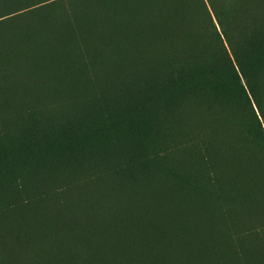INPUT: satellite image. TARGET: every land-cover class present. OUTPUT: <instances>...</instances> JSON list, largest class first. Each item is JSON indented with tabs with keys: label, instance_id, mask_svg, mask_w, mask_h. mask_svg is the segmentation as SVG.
<instances>
[{
	"label": "rangeland",
	"instance_id": "obj_1",
	"mask_svg": "<svg viewBox=\"0 0 264 264\" xmlns=\"http://www.w3.org/2000/svg\"><path fill=\"white\" fill-rule=\"evenodd\" d=\"M192 2L197 23L194 54L169 65L159 79L147 74L135 80L136 74H132L128 67L134 60H141L143 55L146 59L157 53L161 34L165 40L177 39L179 45L189 40L184 26L189 0H115L111 12L100 0H0V49L10 46L13 50L36 41L51 43L53 33L57 35L66 31H81L92 37L112 34L122 45L123 74L127 73L124 77L119 76L125 80L119 87L102 89L101 94L100 88L107 84L104 79L87 95L65 103L61 101L65 98L60 96H57L60 100L52 97L42 100L34 96L23 89L24 84L15 78L13 68L0 67V83L14 81L13 86L18 87L23 95V101L16 109H6L0 102L1 212H19L41 206L48 210L65 206L74 210L81 204V212L90 218L94 235L98 237L97 241H101L102 257L111 264L120 261L124 258L117 247L119 231L107 227L108 212H126L138 229L143 228L140 234L146 232L145 227L175 224L179 220L191 225L195 217L187 213L185 207L192 199L179 196L178 207L162 200L165 190L171 189L165 181H174L178 191L187 193L185 195L194 189L200 191L201 198L209 201V192L218 190L221 176L218 167L211 162V156L220 161L230 182L239 183L255 175L251 170L254 167L249 166L251 163L227 144L229 130L225 120L233 125L234 132L238 131L234 139L241 149L246 148L244 150L262 165L263 173L256 186L264 189V138L255 139L249 135L257 127V120L264 126L254 99L252 105L247 106L237 100L225 101L222 95L212 93L218 104L229 109L218 115L199 107L185 114L187 119L191 118L190 122L185 121V116L178 120L179 110L183 109L179 107L186 103V98L156 102L140 132H132L126 125L115 121L119 104L130 99L131 105H136L150 89L160 88L165 77L182 63L195 64L204 59L218 62L230 70L234 66L245 83L238 66L239 53L247 52L250 56L249 50L261 46L264 0ZM242 2L247 6L246 16L261 15L255 19L245 18L240 13ZM74 11L75 15L70 17ZM179 12L184 13V18L176 26L177 38L160 32L159 18L174 19ZM35 20L37 30H25ZM100 59L97 67L104 65L103 58V63ZM257 67L254 97L264 111V62ZM104 68H107L106 64L101 67L103 71H99L102 78L110 76V70L107 72ZM105 71L108 74L105 75ZM145 179L157 182L136 188L117 187L118 183L143 182ZM206 206L211 209L210 224L203 233L190 237L191 248L199 253L208 241L216 243L214 248L220 247L224 254L213 253L209 258L201 256L188 264H230L231 261L232 264H264V212L236 229L239 223H243L241 218L251 210L248 204L237 206L230 212H222L209 204ZM38 216L41 217V229H55L54 220L57 219L71 221L67 216L51 214L44 209L27 210L16 217L0 214V221L11 233H35L42 231L34 223ZM98 227L105 229L98 231ZM183 233L190 234L184 230ZM1 244L3 236L0 233ZM133 246L140 247L141 244L136 242ZM72 247L76 251L73 253L71 249L75 264H99L97 259L92 260L86 246ZM4 255L5 264H10L8 254ZM131 259L128 256L127 260ZM65 261L66 264L71 261L68 255Z\"/></svg>",
	"mask_w": 264,
	"mask_h": 264
},
{
	"label": "bare ground",
	"instance_id": "obj_2",
	"mask_svg": "<svg viewBox=\"0 0 264 264\" xmlns=\"http://www.w3.org/2000/svg\"><path fill=\"white\" fill-rule=\"evenodd\" d=\"M183 14H184L183 12L177 13L174 19H170L167 17L159 18V23L161 25L160 32L170 33L172 36L177 38L175 34V29L177 24L181 22V18H184ZM52 35L54 36V39L52 40L51 43L45 41L43 42L36 41L33 44L18 46L13 50L12 48H10V46L0 49V54H1L0 67H3L4 69H8V67L13 68L15 73V78L18 81H20L22 84H24L23 89L28 90L34 96L42 100H47L51 97H57V96L69 99V98H74L79 94H82L84 91L89 90L90 88H93L100 80H102L101 79L102 75L101 76L98 75L96 77L89 76L90 74L87 73V69H86L89 67H85L87 63H85L84 61H89L88 58L91 57L92 58L95 57L96 59L98 55L101 56L103 55L102 57H104V59H102L100 56L99 57L103 61L105 60L107 68L104 69L107 72L108 70H110L109 72L110 75L112 73V76H114L115 78L120 76V74H123V69H125V67H124V60L122 55V45L117 41V39L112 34L103 35V36L97 35L92 37L91 35L84 34L81 31H74V32L66 31L63 34L60 32L57 35H55L54 33ZM159 44H160V48L158 49V52H160L161 50H165L162 51L164 55V52H166L168 46L170 47L168 49H173L171 48L170 45L173 44L179 45V42L177 39L167 38L165 40V36L161 34L159 39ZM163 44L165 45V47H162ZM174 49L173 51H175ZM146 52L147 51H145V53ZM171 53H170L171 58H173ZM149 57L151 58V55ZM84 58L88 60H83ZM92 58L90 59V61L94 60ZM150 58H146V59L149 60ZM146 59L144 58L143 55L141 61ZM102 60L101 62L103 63ZM94 61L91 62H93L95 66L100 62V61H95L96 62L95 63ZM139 61L140 60H134V62L128 67L131 69V72H134L133 70L135 69V67H137L136 65L139 64L138 63ZM91 62H88V64L90 63L91 65ZM94 64L92 65L94 66ZM92 65L90 66L91 70H92ZM104 65L101 67H104ZM147 66L149 65L147 64ZM96 67H94L95 70V72L93 73L94 75H97L95 73L98 72L97 69H95ZM101 67H99L100 70H102ZM138 70L136 73H138ZM106 71H105V75L108 74L106 73ZM125 74L127 73L125 72ZM119 78L121 79V77ZM111 79H113V77ZM12 82L14 81H10L6 84L0 83V102L2 103V105H4L3 106L4 108L6 107V109H9L11 107H15L16 109V107H19L21 101H23V95L21 93V90H19L18 87L13 86ZM122 82H124V80ZM117 84H119V82H117ZM113 85L115 86V84ZM184 116L186 122L191 121V118L187 119V116L186 115ZM183 117H181L180 119L182 120ZM251 170L255 172L253 168ZM178 182L181 183L180 181ZM243 192L245 193V191ZM192 193L194 192L192 191ZM244 193L242 195H244ZM247 194L249 193L247 192ZM253 198L254 197L252 196V199ZM161 199L170 201L174 207H178V204L180 202L179 195H177L172 188L165 190ZM255 199H257V197ZM248 200L250 201V199ZM262 203L264 204V202ZM206 204H207L206 202L205 204H202L194 200H190L187 203L185 207V211L195 217V221L191 225L185 224L181 220H179L175 224L165 223V224L157 225L153 228H149V230H147L148 232L150 231L151 233L157 235L158 237L154 235H150L151 233L149 234L147 232H145L144 234H140L141 235L140 237L142 238L140 237L137 238L135 236L134 237L137 239L131 240L129 238L130 241L127 238L125 239L128 241L121 240L122 238L120 237L117 247L123 252L122 254L123 258L127 259L128 256H130L132 257V259H136V260L143 259L147 261L150 258L149 257L150 254L148 255L149 246L153 242H155V239L158 240L159 237H161L160 238L161 241H159L161 245V252L160 251L158 252H160L161 254L158 259L159 262L156 261L158 262V264L159 263L188 264L201 256H205V258H209L210 256L213 255V253H216L218 255L224 254L223 249H221L220 247L214 248L216 243L210 244L208 241H206V245L203 251L199 253L195 252L191 248L190 237L197 236L200 232L203 233L210 224L209 213L211 209H208ZM253 204H254L253 207H255V202ZM258 204L260 205V209H261L260 202ZM258 208L259 207L257 206V209ZM35 220L36 222L34 221L33 222L35 223V225H37V227L40 228L41 217L38 216L35 218ZM54 224H55V229H48L44 227V229L40 228L42 231H37L35 233H28L27 231L11 233L9 232V230H7L6 224L3 221H0V233L3 236V244L0 245V249L4 253L8 254L10 259V264H66L67 262L65 261V257L68 255V257L71 259L70 256L71 254H69L72 253L70 247L73 245L71 244H74L73 241H79L82 242V245L84 244L87 247L88 251H90L91 254L90 257L92 258V260L94 258L97 259L98 260L97 262L99 263L104 262V264H111L102 257L101 251L99 250V245L101 241H97L98 237H95L94 235L93 223L84 212L75 213L74 220L71 217L70 222H66V220L62 218V219L54 220ZM183 230L190 234L189 235L184 234ZM123 233L125 232L122 231L121 235ZM134 233L135 235H138L136 234V232H133V234ZM127 235L129 237L128 233ZM157 240L156 243L158 242ZM136 242H139L141 246L134 247L133 244ZM155 248L154 249L152 248L153 249L152 252L156 250ZM73 250L74 248L72 249V251ZM75 252L73 251V253ZM149 252L151 253V250H149ZM73 255L75 256V254ZM74 256L72 257L74 258ZM73 258L71 260H73ZM153 258L155 259V257ZM92 260L89 261L92 262ZM231 262L230 264H232ZM69 264H75V263L74 261L73 262L70 261Z\"/></svg>",
	"mask_w": 264,
	"mask_h": 264
},
{
	"label": "trees",
	"instance_id": "obj_3",
	"mask_svg": "<svg viewBox=\"0 0 264 264\" xmlns=\"http://www.w3.org/2000/svg\"><path fill=\"white\" fill-rule=\"evenodd\" d=\"M100 3H102L104 5H108V9L110 10V12L113 10V8L115 6V0H100ZM246 7H247L246 4L244 2H242L240 13L243 14L245 18L255 19L261 15V14L253 13V16H251V17L246 16ZM75 11L72 13V15H70V17H73L75 15ZM186 11H187L188 16L184 20V26L187 29V31L185 32L186 33L185 35L190 36L189 40L186 43H184L183 45H177V44L170 45L171 48H173V49L177 46L174 49L175 51H173V49H168V48H170L168 46V48L166 49V52H164V55H163L162 51H165V50H161L160 52H157L154 55H152L151 58L148 57V58H150L149 60L148 59H146L145 61L140 60L141 62L140 61L138 62L139 63L138 65H140V66L136 65L137 67H135V69L133 70L134 72H131L132 74H136V77L134 78L135 80L138 79L139 77H144L147 74H148V77L153 75L156 79H159L161 77V75L164 74V71L169 67V65H171L175 62L177 63L184 56H191L194 54V52L196 50L195 44H196V37H197V28H196L197 23H196L195 9H194V5H193L192 0H189V5H187ZM35 22H36V20L34 22L30 23V25H27L25 27V30H31V29H32V31L37 30V26L35 25ZM22 29H24V28H22ZM258 44L260 45V43H258ZM170 50L172 51V53ZM160 53H162V54H160ZM170 53L172 54L173 58H171ZM248 53L250 54V56L247 55V52L239 53V60L240 61H239V63L237 62L245 83H243L242 79H240V77H239L234 66H233V68L231 67V70H230L228 68H223L218 62H208L207 60H204V59L198 61L195 64L182 63L174 71H172L171 73H169L165 77V79L162 83V86L160 88L154 87V88L150 89L146 94L141 96V100L136 105L132 106L130 99H125L122 104H119L118 105V113L115 117V121L118 124L126 125L132 132L143 131V128L147 124V116L149 115V113L152 112V109H153L156 102L173 101V100L178 99V98H182V99L186 98V103L179 107V108H183V109L179 110L178 120L181 117H183L185 114H187V113L191 112L192 110H195L196 108H199V107H203V108H206L208 110L215 111V113H217L218 115H222L224 112L227 111L226 109H229V107L218 104V102L214 100V97H212V93L217 94V95H222V98L224 97L225 101H227V99L228 100L231 99L230 102L232 103V102H235L237 100L242 105H247V106L250 104L252 105V100L254 99L256 106L259 109L260 114L262 115V117L264 119V111H263L259 101H257L254 97L255 88L253 86V83H255L256 79H257V69H258L257 65L264 62V35H263V41L261 42V46L256 47V48H252V50H249ZM165 54H167V55H165ZM252 54H253V57H252ZM99 56L104 59V57H102L103 55L102 56L98 55L97 57L100 58ZM97 57H96V59H95V57L94 58L91 57V58L94 59L95 61H97V59H98ZM85 58H88V57H85ZM85 58L83 60L89 59V61H84L88 65V66L86 65L85 67H89V68H86L87 73L90 74L89 76H91V77L98 76L99 71H98V73H95L97 75L93 74L95 72V70H94L95 66L92 65L93 62H91V61H94V60L90 61L91 58H88V59H85ZM157 60H158V63H157ZM257 60H260V62H257ZM182 61H180V62H182ZM88 62H91L92 70L90 67L91 66L90 63L88 64ZM143 62H144V64H143ZM104 63H105V60H104ZM147 64L149 66H147ZM144 65H146L147 67ZM152 66H155V67H152ZM138 67H140L141 69ZM150 67L153 69H151ZM229 67H230V65H229ZM142 68L144 71L142 70ZM155 68L157 71L155 70ZM138 69L141 71V73ZM137 70H138V73H136ZM150 70H151V73H150ZM154 71H156V72H154ZM91 72H92V74H91ZM131 73H128V74H131ZM123 75L125 76L127 74H120V76H123ZM107 77H108V79H107ZM112 77H113V79H111ZM104 78L107 81L110 88H115V87H118L119 85L121 86L125 82V80H124V82H122L123 80H121L119 78V76L115 77L116 78L115 79L111 73L110 78H109V76L103 77L102 80H100L93 88H90L89 90L84 91L82 94H79L80 96L78 95L74 98L61 99V101L65 102V103H72L73 100L80 99L81 97L87 95L90 91H93L96 87H98V84L100 82L103 83ZM110 79H111V81H110ZM108 80H109V82H108ZM114 80H115V82H114ZM112 82L116 85L114 86L112 84ZM117 82H119V84H117ZM108 85L106 84V86H102L100 88L101 94H102V92H101L102 89H109ZM262 90L264 93V82H263ZM251 97H253V98L251 99ZM52 98L59 99L58 97H52ZM255 114H256V112H255ZM230 116L234 117L233 115H230ZM224 120H225V118H224ZM225 124L227 125L228 130H229V136L227 138V144L230 145L232 148H234L240 156L245 157L251 163V165L255 169V175L253 177H249V178H247L244 181L239 182V183L230 182V180L228 179V177L224 174V172L222 170L220 161L216 157L211 156V162L218 167L221 176L219 175L220 180L218 182V185H219L218 190L215 193H212L211 191L209 192V201L203 200L201 198V197H203V195L201 192L199 194V191H195L198 196L195 194L194 191H193L194 193H192V191H189V192H191L190 194L188 193L189 195H185L187 193H184V194L180 193V191H178V187L174 181L167 180V181H165V184L169 185L173 189V191L181 197L190 198V199H192L196 202L202 203V204H205V202H206L210 206H212L218 210H221L222 212L234 211V209L237 206H242L245 203L248 204L249 207H251V210L248 214H246L244 217L241 218L243 220L242 221L243 223H239V225L236 227V229H239L240 226H243L250 218L255 217L257 214L264 212V204L262 203V202H264L263 201L264 200V189L256 186L257 182L260 180L261 175L263 173V168H262V165L260 163H258V160H256L254 157H253L254 158L253 159L250 156V153L247 152L246 150H244L246 148L241 149L242 147L239 146L238 141L236 139H234L235 138L234 135H237L238 131L237 130L235 132L233 131V125H231L230 122L229 123L226 122V120H225ZM249 135L255 139L257 137H263L264 138V126H263V124L257 120V127L255 129H253L252 133H250ZM30 142L31 141H28L27 143H30ZM207 149H208V147H207ZM152 181L155 183L157 182V180L145 179V181H143V182L118 183L117 187H122V188L133 187V188H136V187L147 185L148 183H150ZM175 187L177 188V190ZM243 191H245V193ZM247 192L249 194H247ZM243 193L246 197L244 195H242ZM252 196L254 197L253 199H252ZM256 197H257V199H255ZM248 199H250L251 202ZM252 200H254V201H252ZM259 200H261V201H259ZM254 202H255V207H253ZM259 202L261 204V209H260V205L258 204ZM257 206L259 207L258 209H257ZM36 209H44L45 211H47L51 214L58 213L60 216H62V217L67 216L70 219L72 217V219L74 220L75 213H80L82 211V206H81V204H79L74 210H69L67 206H65L62 209H56V210H48L42 206L36 207L33 209H27V210L33 211ZM27 210H20L19 212L18 211L17 212H1L0 211V214L5 215V216L16 217L19 215H23L24 213L27 212ZM107 219H108V221H106L107 227H110L112 229H118L119 238L120 237L122 238L121 240L128 241L129 238L132 240V239H137L141 236L140 232L143 228L138 229L139 227L136 225L135 222H132L130 216L126 212H122L120 210L110 211L107 213ZM102 229H105V227H98L96 230L100 231ZM144 229L147 233H149V234L151 233L150 231L149 232L147 231V230H149L147 227H145ZM122 231L125 232L126 235H125V233H123L121 235ZM131 231L136 232V234H138V235H135V233L133 234V232H131ZM127 233L129 234V237H128ZM150 235L157 236L153 233H151ZM134 236L137 238H135ZM157 237H155V238H157ZM125 238H127L128 240H126ZM140 238H142V237H140ZM160 238L161 237H159L158 240L155 239V242H153L150 245L151 247L149 246L148 255L150 254V256H149L150 258L148 257L149 258L147 260L148 262L146 260H143V259L142 260L141 259H138V260L122 259L120 261H115L112 264H147V263L154 264L156 261L159 262V260L157 259V256L161 254L160 253L161 252V245L159 242V241H161ZM156 240L158 241L157 243H156ZM71 245L78 246V245H82V243L75 242L74 244H71ZM82 246H85V245L83 244ZM152 246H155L156 248L152 247ZM69 247H70V245H69ZM71 248H72V246L70 247V250H71ZM152 248L153 249L155 248L156 250H154L152 252V250H153ZM149 250H151V253L149 252ZM158 251H160V252H158ZM0 254H1L0 257L2 259V264H5L6 257H5V255L1 249H0ZM70 256L72 259L73 258L72 256H74V255H70ZM153 257H155V259ZM74 258H75V256H74ZM74 258H73V260H74ZM152 258L154 260V263H153ZM71 262H73V261L71 260ZM145 262H147V263H145ZM158 262H156L155 264H158ZM99 264H104V262H101ZM198 264H200V262H198Z\"/></svg>",
	"mask_w": 264,
	"mask_h": 264
}]
</instances>
